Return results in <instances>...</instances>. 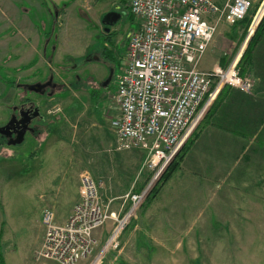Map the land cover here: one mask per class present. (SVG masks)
I'll return each instance as SVG.
<instances>
[{
  "label": "rangeland",
  "instance_id": "obj_1",
  "mask_svg": "<svg viewBox=\"0 0 264 264\" xmlns=\"http://www.w3.org/2000/svg\"><path fill=\"white\" fill-rule=\"evenodd\" d=\"M38 1L42 5L44 3V7L55 16L61 9H66L67 15L61 16L62 20L56 21L55 18L54 28L52 26L54 37L48 44L49 55L53 52L51 48L57 51L50 55L53 61L48 66L34 70L20 68L16 62L20 56H23L24 64L28 62V47L22 48V52L14 51L17 32L12 26L4 31L0 30V127L6 124L14 109L24 106L28 108L27 102H30L34 108L40 109L43 117L35 121L34 129L45 126L43 130L49 128L55 136L56 133L53 132L64 128L70 131L67 139L72 140L73 124L82 127L88 125L86 129L91 127L94 135L86 137L87 144H48V147H53L49 149L36 142L32 135L26 136L23 143L15 146L0 137V254L5 264H58L36 258V252L45 236L43 210L53 209L57 220L65 210L69 211L71 176L83 157L87 169L82 173L90 174L98 182L102 201L108 207L109 214H116L119 220L130 209V196L139 190V193L144 190L147 193L120 236L110 243V236L117 224L115 219H109L95 234L97 244L93 254L77 264H264V243L254 245L252 228L207 230L204 227L205 205L203 222L191 223L190 215L193 214L192 208L195 205L189 204V199H182L181 195L187 194L185 188L188 183L193 187L196 183L189 175L181 173L185 157L155 199L150 203L145 202L152 190L160 185L166 170L196 128L198 127L197 132L201 130L205 116L214 108L220 95L201 116L164 172L156 180H152L155 173L148 167L146 151H117L114 137L116 132L113 122L119 117L120 111L112 103L111 97L113 90L117 89L119 65L122 67L121 61H124L129 37L138 27L125 8L128 0H125V5L123 0ZM35 2L36 0H21L20 7L33 10ZM251 2L253 7L248 16L251 23L246 31V24L226 19L218 28L214 40L221 33L223 37L234 34L236 38L235 44L226 40L223 44L225 54L229 56L224 68L236 60L238 53L239 57H243L256 32L251 28L252 18L258 14L259 9L257 19L261 18L264 0ZM108 15L118 16V22L105 25L103 21ZM21 26L23 32L28 30L24 23ZM27 36L28 32H25L24 38H20L21 44L24 45ZM213 43L210 44L211 48ZM259 44L264 46V35L257 45ZM225 54L221 53L215 60L221 62L220 59ZM261 54L264 58V51ZM111 55H115V63L107 59ZM89 58L100 61L89 60L90 62L82 65ZM249 62L247 67H243L240 60L238 68L242 77L253 78L255 89L261 82L258 72L262 66L250 73ZM77 65L80 68H75ZM51 80L57 84L56 89L47 88L43 94L26 88L29 85H44ZM104 83L108 85L107 88ZM103 94L106 96H101ZM50 116H54L53 121ZM95 124L100 127L92 128ZM59 146L63 150L55 148ZM34 153H38L36 158H32ZM46 178L57 179L54 180L55 187H51L53 191L46 188L45 184L50 182ZM175 194H179L178 198L182 199L177 208L180 213H172L173 209L170 207H175L173 202L178 199ZM178 216L181 217V222L175 220Z\"/></svg>",
  "mask_w": 264,
  "mask_h": 264
},
{
  "label": "built area",
  "instance_id": "obj_2",
  "mask_svg": "<svg viewBox=\"0 0 264 264\" xmlns=\"http://www.w3.org/2000/svg\"><path fill=\"white\" fill-rule=\"evenodd\" d=\"M127 7L138 27L129 37L123 57L125 66L111 97L120 111L113 122L116 150L146 151L148 167L155 173L151 179L156 180L224 87L252 94L254 80L241 76L239 61L207 71L201 64L223 20L243 21L253 3L128 0ZM259 14L252 18V30L256 31L263 19L264 12L257 21ZM146 193L144 190L130 196V209L119 220L116 214H109L98 182L83 173L79 200L65 223H58L53 209L43 210L45 236L36 258L58 264H77L87 259L97 244L96 232L109 219H115L117 227L110 236V243L114 242Z\"/></svg>",
  "mask_w": 264,
  "mask_h": 264
},
{
  "label": "crops",
  "instance_id": "obj_3",
  "mask_svg": "<svg viewBox=\"0 0 264 264\" xmlns=\"http://www.w3.org/2000/svg\"><path fill=\"white\" fill-rule=\"evenodd\" d=\"M20 1L0 0V30L4 31L12 26L17 32L14 38V51L22 52V48L28 47V62L24 64L23 56H20L16 62L17 66L32 70L41 69L53 61L50 55H54L57 49L51 48L50 50L53 52L49 55L48 48V44L54 37L52 26L55 24V18L56 21L62 20L61 16L67 15L66 9H61L55 16L48 8L44 7V3L42 5L38 0L33 4V10L31 7L30 10L20 7ZM26 21L28 23H25ZM23 23L28 29L24 32L22 31L23 26H21ZM25 32H28V36L23 45L20 38H24ZM225 40L230 44L236 42L234 34L223 37V33L213 40V47L209 46L201 64L204 71L218 66L226 67L229 56L224 51ZM262 45H257L252 52L248 68V72L251 73L258 66H262L258 72L261 82L256 85L252 94H246L230 86L224 87L210 112V117L202 123L199 137L185 156L180 169L181 173L189 175L190 178H193L192 181L196 183L194 187L188 183L187 188H185L187 194L181 195L182 199L188 198L189 204L195 205V207L192 206L191 223L203 222V205H205L204 227L207 230L252 228L254 245L264 243V82H262L264 81V58L261 54L264 51V46ZM234 47L231 46V48ZM221 53H224L226 57H221V62H219L215 60V57H220ZM240 58L241 56L237 60L239 65L242 59ZM89 60L90 58L88 61H84L82 65L90 61H100L99 59ZM121 63L123 68L119 65V75L122 73L125 64L124 61ZM109 66L111 67V65ZM75 68H80V65L75 66ZM50 118L53 121L54 116H50ZM35 120L38 121V119ZM86 126L88 125L82 127L73 124L72 140L67 139L70 131L63 127L62 130L60 129L61 131L53 132L56 133L54 136L48 127V129L43 130L45 126H41V129L39 127L38 130L35 129L36 134L32 137L35 138L36 142L45 145L47 149L53 148L48 147V144H87L86 137L90 134L94 135V130L91 127L86 129ZM93 127L100 126L95 124ZM55 148L63 150L60 146ZM37 154L34 153L32 158H36ZM79 164L70 180L72 181L69 188L71 194L70 209H68L69 211L65 210L58 217V223H64L68 220L75 203L79 200L80 176L87 169L84 157L81 161L79 160ZM49 180L46 178V181ZM54 180L57 179H51L50 182H47L46 188L55 187ZM61 192L62 190H60ZM174 196L178 198L179 194ZM181 200L179 198L174 200L173 205L175 207L170 206L173 209L172 213L181 212L177 211ZM172 218L174 219V217ZM175 220L181 222V217L178 216ZM215 224H222L223 226Z\"/></svg>",
  "mask_w": 264,
  "mask_h": 264
},
{
  "label": "trees",
  "instance_id": "obj_4",
  "mask_svg": "<svg viewBox=\"0 0 264 264\" xmlns=\"http://www.w3.org/2000/svg\"><path fill=\"white\" fill-rule=\"evenodd\" d=\"M123 4L125 5V0H123ZM125 8L128 10V14H129L131 20L133 21V17L129 11V8L126 7V5H125ZM240 22L243 24H246V29H245V31H246L248 29L250 23H251V19L247 17L243 21H240ZM263 35H264V17H263L259 27L257 28L254 36L250 40V42H249V44L245 50V54L243 55V57L241 59V63L243 62L242 65L244 64L243 67L245 65H247L249 61H251L252 52L254 51V48L257 46V44L259 43V41ZM109 39H111V38H109ZM107 58L110 62L116 61L115 55L108 56ZM209 117H210V113L205 116V119L209 118ZM197 129H198V127L196 128V130ZM196 130L193 133V135L191 136V138L186 142L187 144L181 149V151L177 155V158L175 159V161L166 170L165 174L163 175V177L160 180L161 181L160 185L152 190V192L146 198L145 202H149V203L152 202L151 200L153 198L155 199V197L159 194V192L162 189V187L164 186V184L172 177L174 171H176L180 167V164H181L183 158L185 157L186 153L188 152L189 148L195 143L196 139L199 137L200 131L197 132ZM139 192H141V191L139 190L136 193H139ZM4 261H5L4 258L0 254V264H5Z\"/></svg>",
  "mask_w": 264,
  "mask_h": 264
},
{
  "label": "flooded vegetation",
  "instance_id": "obj_5",
  "mask_svg": "<svg viewBox=\"0 0 264 264\" xmlns=\"http://www.w3.org/2000/svg\"><path fill=\"white\" fill-rule=\"evenodd\" d=\"M52 79V77H51ZM50 80V79H49ZM46 87L43 91H45L47 88L48 90H51V88L56 89L57 84H55L52 80L49 81V83L47 82V84H44ZM107 85L104 83V86ZM31 85L27 86V90L30 91V87ZM33 92V91H32ZM94 97H96V95H93ZM92 96V98H94ZM99 96V95H97ZM101 96H106V95H101ZM27 100V99H26ZM29 107H20V108H16L14 109V112L11 114L9 120L6 122L5 125L1 126L0 129L10 125V128L7 130L9 133H12V135H3L0 133V137L5 140L8 144H11L14 141H17L22 132L26 129V133H25V137L28 135H34L35 133V129L33 127L34 123H35V119L31 120L32 116L34 115L35 112V108L33 107V104L30 102H27ZM22 106V105H21ZM27 124V126H26ZM37 130V129H36Z\"/></svg>",
  "mask_w": 264,
  "mask_h": 264
},
{
  "label": "water",
  "instance_id": "obj_6",
  "mask_svg": "<svg viewBox=\"0 0 264 264\" xmlns=\"http://www.w3.org/2000/svg\"><path fill=\"white\" fill-rule=\"evenodd\" d=\"M112 17L113 16H109V15L106 16L104 21H103V23L105 25L116 24L118 22V16L115 15V17H113V18ZM106 18H108V19L106 20ZM45 87H46L45 85L38 84V85H31L29 88H30V91H33V92H36V93H39V94H43V92H44L43 90L45 89ZM105 88H107V86H105ZM38 118L42 119L43 117H42L40 109L39 108H35V112H34V115L31 118V120L38 119ZM10 125L11 124H9L8 126L0 129V133L3 134V135H7V134L8 135H12V133H9L7 131L10 128ZM26 126H27V124H26ZM25 133H26V129L22 132L20 138L17 141L12 142L10 145H14L15 146V145L23 143V141L25 139Z\"/></svg>",
  "mask_w": 264,
  "mask_h": 264
},
{
  "label": "bare ground",
  "instance_id": "obj_7",
  "mask_svg": "<svg viewBox=\"0 0 264 264\" xmlns=\"http://www.w3.org/2000/svg\"><path fill=\"white\" fill-rule=\"evenodd\" d=\"M239 59V56L236 58V61Z\"/></svg>",
  "mask_w": 264,
  "mask_h": 264
}]
</instances>
